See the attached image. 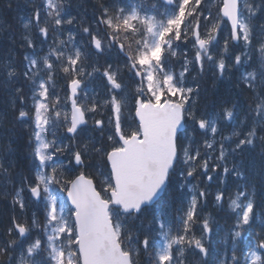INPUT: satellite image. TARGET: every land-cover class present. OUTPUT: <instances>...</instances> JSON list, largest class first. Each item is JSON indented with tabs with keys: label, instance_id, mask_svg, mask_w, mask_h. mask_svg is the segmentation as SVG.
<instances>
[{
	"label": "snow or ice",
	"instance_id": "6c2138e0",
	"mask_svg": "<svg viewBox=\"0 0 264 264\" xmlns=\"http://www.w3.org/2000/svg\"><path fill=\"white\" fill-rule=\"evenodd\" d=\"M195 4L24 0L0 28V264H264V0Z\"/></svg>",
	"mask_w": 264,
	"mask_h": 264
},
{
	"label": "trees",
	"instance_id": "16d2710c",
	"mask_svg": "<svg viewBox=\"0 0 264 264\" xmlns=\"http://www.w3.org/2000/svg\"><path fill=\"white\" fill-rule=\"evenodd\" d=\"M4 1L5 0H1L0 8L2 7V3H4ZM36 2H37V0H36ZM72 2H73V4H81L83 7L80 9V11L81 12H85L86 11L88 16L90 17L92 12H93L92 3H95L96 0H72ZM21 7H23V5H21ZM23 10H25V9H23ZM212 12L214 13V11H212ZM18 14H21V12H18ZM9 19H11V18H9ZM23 23H24V21H21V20H19L17 23H15V26L13 27L14 30L18 29L20 34L22 32H24ZM17 35H19V34H17ZM66 38H67V33H65L63 36L58 37V39H66ZM51 42H52L51 39H49L48 43L51 44ZM47 48L48 47L45 46L44 50L47 49ZM57 76H58V74H57ZM60 83H63V82H58V80H57L56 84L59 85ZM206 83H210V81H206ZM206 83L204 84L205 86H206ZM219 87H220L221 90H223L224 88L227 87V85L226 84H220ZM209 92H211V91L209 90ZM231 131H232L231 127L225 126L223 128V135L224 136H229L231 134ZM200 142L203 143L202 140ZM0 146H2V143H0ZM214 185H215V183H214ZM216 187L217 186L215 185L213 190H215ZM233 198H235L234 194H233ZM7 201H8V204H9V206H8L9 209L4 211V208L0 206V223H3V224L8 223L9 217L12 215V206H11V203H10L11 197H9L7 199ZM224 203H225V208L227 209V206H228L229 202L225 201ZM29 211H31V208L29 209ZM206 212H211L215 216V218H216V220L218 222L216 224V236H217V244H220L221 238L224 236L227 226L232 223V218H230L226 214V212H223V211L216 212V211H214L211 208L207 209ZM17 214H19L18 209H17ZM39 218H40L41 221H43V216L42 215H40ZM242 235H243L242 238L239 240V247L243 248L246 251L247 250V246H248V238H247V235H245V234H242ZM157 239H158V237H157Z\"/></svg>",
	"mask_w": 264,
	"mask_h": 264
},
{
	"label": "rangeland",
	"instance_id": "374dc122",
	"mask_svg": "<svg viewBox=\"0 0 264 264\" xmlns=\"http://www.w3.org/2000/svg\"><path fill=\"white\" fill-rule=\"evenodd\" d=\"M9 2L12 3L11 10H9L6 7V5ZM22 2L24 3V0H5L4 3H2V7L0 8V28H4L8 24H11L12 30L16 34L20 35V32L18 31V29L14 30L13 27L15 26V23H17L20 20L19 17L26 15V13H27V9L25 8V5L21 4ZM201 4L204 6V8H210L212 11H214V14H215L216 10H214V8H216L217 5L220 4V0H208L207 3H205V0H201ZM21 5H23V7H21ZM197 7H199V6H197L195 4V0H190V6L188 8V11L192 12L193 16H199V13L196 11ZM23 9H25V10H23ZM20 11H22L21 14H18V12H20ZM205 14H207V13H205ZM9 18H11V19H9ZM189 20L191 21V26H195L197 21L195 19H192L191 17H189ZM7 34H8L7 31H5L4 32L5 38H7ZM19 35H17V37H19ZM19 43H20V41L17 40V44H19ZM12 47L15 49L16 45H12ZM47 51H48V48L45 49L43 53H41V56L46 54ZM3 59H4V56L2 53H0V63L3 62ZM17 61H19V56L17 57ZM37 74H39L41 79H45L47 77V73H45L44 67L42 65L38 68ZM57 80H58V82H63L62 80L59 79V74L57 76ZM206 80H212V83H206V86H202V87L207 88L208 90L212 91L213 87H214L213 85L215 83L212 76L208 75V77H206ZM61 85H62V83H60L59 85L56 84V87L58 86L57 89H59ZM128 88L130 91H134L135 85H133V84L131 85V83H128ZM97 118H99V117H97ZM0 187L2 188V185H0Z\"/></svg>",
	"mask_w": 264,
	"mask_h": 264
},
{
	"label": "water",
	"instance_id": "95a60500",
	"mask_svg": "<svg viewBox=\"0 0 264 264\" xmlns=\"http://www.w3.org/2000/svg\"><path fill=\"white\" fill-rule=\"evenodd\" d=\"M137 164H138L137 160L132 158L123 161V165L128 170L130 178H133L135 176L137 170ZM98 264H105V261L102 257L99 259Z\"/></svg>",
	"mask_w": 264,
	"mask_h": 264
},
{
	"label": "bare ground",
	"instance_id": "6f19581e",
	"mask_svg": "<svg viewBox=\"0 0 264 264\" xmlns=\"http://www.w3.org/2000/svg\"><path fill=\"white\" fill-rule=\"evenodd\" d=\"M21 4H24V3L22 2ZM22 11H23V10H22ZM22 11H20V12H22ZM213 86H214V85H213ZM215 185H216V184H215ZM215 185L213 186V188L215 187ZM216 186H217V185H216ZM2 190H3V185H2V188L0 187V191H2ZM0 206L4 208V211H6L7 209H9V208H8L9 204H8L7 199H3L2 197H0ZM6 218H7V217H6ZM5 224H7V223H5Z\"/></svg>",
	"mask_w": 264,
	"mask_h": 264
}]
</instances>
